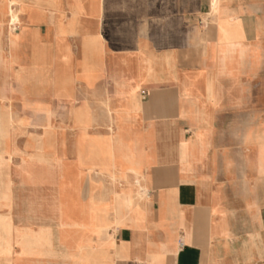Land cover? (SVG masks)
Segmentation results:
<instances>
[{"label":"crops","instance_id":"crops-1","mask_svg":"<svg viewBox=\"0 0 264 264\" xmlns=\"http://www.w3.org/2000/svg\"><path fill=\"white\" fill-rule=\"evenodd\" d=\"M17 31L57 96L22 108L0 21V264H264V0H45Z\"/></svg>","mask_w":264,"mask_h":264},{"label":"bare ground","instance_id":"bare-ground-1","mask_svg":"<svg viewBox=\"0 0 264 264\" xmlns=\"http://www.w3.org/2000/svg\"><path fill=\"white\" fill-rule=\"evenodd\" d=\"M24 0H2L1 4H0V21L6 22L7 21V28H8V32H7V36L9 39V49L11 52V60L8 62V68L9 71L12 69V66L14 63H16L19 66V72H28L29 73V78L22 76L20 74H18V86H17V91L21 94V99H22V108L26 109L28 107H35V105H39L40 102H36V101H31L29 99V93L33 92L34 94H40V93H44L45 94V90L42 91H38L36 89L37 86H35L36 84H38V80L41 79V72L46 71L45 69V47L41 46V51L40 53H36L35 52V57H34V62L31 66H23L20 65L18 62V39H19V33H18V27L19 25H35V24H41V23H45V5L44 2L45 0H34L35 5L34 6H29V5H25ZM17 2H21V4L18 6H15V3ZM154 5V3H152ZM151 4V6H152ZM214 4H217V0H214ZM150 7V6H149ZM154 8V7H153ZM24 27V26H23ZM39 27V26H38ZM62 30H64V28L61 27ZM74 35V34H73ZM77 37V36H76ZM8 46V45H7ZM75 46V45H74ZM78 49V48H77ZM86 59L88 60L89 57V50L87 47V51H86ZM58 58L59 60H72V53L70 51V47L67 46V44H60V50L58 51ZM85 68H89V64L86 63L85 64ZM58 70V69H57ZM75 71V70H74ZM7 78L8 76L6 75H2L0 76V82L2 85H6L7 83ZM66 82H68V84L72 87L73 89V71H70L67 74L66 77ZM34 83V84H32ZM32 84V85H31ZM102 86V85H101ZM76 88V87H75ZM5 91H6V86L4 87ZM82 91V89H81ZM9 92V91H8ZM84 93V92H83ZM3 98L6 97V92L3 93ZM46 97V96H45ZM72 97H73V93H72ZM76 98V97H75ZM46 103V101H45ZM1 116H3V121H11L13 120V113L10 110L9 107H6L4 104L1 105ZM40 107V106H39ZM39 107H35L36 109H39ZM74 107V106H73ZM74 109V108H73ZM102 112V111H101ZM104 112V111H103ZM106 112V111H105ZM106 114V113H104ZM56 115V114H55ZM107 116V115H106ZM106 119V118H105ZM108 119V118H107ZM110 121V119H108ZM10 124L5 123L2 125V132L4 134L5 139L8 137L9 133H10ZM45 141H44V147L46 151L49 150H53L56 148V143L53 140L54 138L52 137V132L48 129L47 131L45 130ZM28 145V144H27ZM6 146V145H5ZM66 151V149H65ZM70 151L73 152V145L70 146ZM146 157V156H145ZM137 158V157H136ZM60 159V158H59ZM145 159V158H144ZM148 161V160H147ZM25 162V161H24ZM40 162V161H39ZM59 162V161H58ZM48 163V162H47ZM150 164V163H149ZM63 165V164H62ZM143 166V165H142ZM66 168V165H65ZM141 168V167H140ZM61 169V168H60ZM59 169V170H60ZM80 169V168H79ZM37 170H35L34 168L32 169H28L26 171H24V173H22V179L25 181H37L40 180V176L38 173H36ZM89 172V171H88ZM90 175V174H89ZM98 175V174H97ZM97 177V176H96ZM89 180V179H88ZM108 183V182H107ZM64 184V183H63ZM139 184V183H138ZM41 185V184H40ZM67 186V184H65ZM17 186V185H16ZM21 186V185H20ZM45 186V185H43ZM48 186V185H47ZM50 186V185H49ZM56 186V185H55ZM140 186V185H139ZM15 187V186H14ZM23 187V186H22ZM21 187V188H22ZM27 187V186H26ZM37 187V186H36ZM63 187V186H62ZM87 186H85L86 188ZM31 188V187H30ZM38 188V187H37ZM46 188V187H45ZM51 188V187H50ZM32 189V188H31ZM36 189V188H35ZM54 189V188H53ZM87 189V188H86ZM26 190V189H25ZM24 190V191H25ZM37 190V189H36ZM34 191V189H33ZM38 191V190H37ZM36 191V192H37ZM46 191V190H45ZM49 191V190H47ZM51 191V190H50ZM62 191V190H61ZM67 191V190H66ZM71 191V190H70ZM19 192V191H17ZM23 192V190H22ZM28 192V191H27ZM52 192V191H51ZM58 192V191H57ZM80 192V191H79ZM31 193V192H30ZM55 193V192H54ZM52 193V194H54ZM78 193V192H77ZM41 194V193H40ZM45 194V193H44ZM64 194V193H63ZM75 194V193H74ZM87 194V193H85ZM90 194V192H89ZM137 194V193H136ZM26 195V194H25ZM68 195V194H67ZM69 195L72 196V193H69ZM143 195V194H142ZM145 195V194H144ZM42 196V195H41ZM54 196V195H53ZM57 196V195H56ZM65 196V195H64ZM63 196V197H64ZM17 197V196H16ZM33 197V196H32ZM22 198V197H21ZM23 198H26L25 196ZM40 198V197H39ZM48 198V197H47ZM50 198V197H49ZM54 198V197H53ZM30 199V196H29ZM33 199H37V198H33ZM20 201V200H19ZM18 201V202H19ZM24 201V200H23ZM42 202V201H41ZM32 203V202H31ZM39 203V202H38ZM58 203V202H57ZM28 204V203H27ZM18 205V204H16ZM15 205V206H16ZM31 205V204H30ZM40 205V204H38ZM60 205V204H59ZM64 205V204H63ZM21 206V205H20ZM63 207V206H62ZM65 207V206H64ZM19 208V207H18ZM22 208V206H21ZM35 208V207H33ZM58 208V207H57ZM87 208V207H86ZM17 209V208H16ZM20 209V208H19ZM27 209V208H26ZM44 210V209H43ZM52 210V209H51ZM18 211V210H17ZM56 211V210H55ZM64 211V210H63ZM61 211V212H63ZM24 212V211H22ZM27 212V211H26ZM41 212V211H39ZM65 212V211H64ZM68 211L66 210V213ZM16 213V212H15ZM36 213V212H35ZM33 213V214H35ZM87 213V212H86ZM32 214V215H33ZM47 214V212H46ZM52 214V213H51ZM69 213H67L68 215ZM17 216V215H16ZM65 216V213H64ZM63 216V217H64ZM49 217V216H48ZM69 217V216H68ZM30 219V218H29ZM50 219V218H49ZM65 219V217H64ZM19 220V218L17 219ZM21 220V219H20ZM47 220V219H46ZM71 220V219H70ZM52 221V220H51ZM55 221V220H54ZM94 222V220H92ZM21 222V221H20ZM24 222V221H23ZM105 222V221H104ZM101 223V226L103 225V223ZM19 223V222H18ZM27 223V222H26ZM48 223V222H47ZM56 223V222H55ZM23 224V223H21ZM34 224V223H33ZM70 224V223H69ZM50 225V224H49ZM65 226V225H64ZM71 226V225H70ZM69 226V227H70ZM57 228V227H56ZM65 228V227H64ZM101 228V227H99ZM55 229V228H54ZM57 230V229H56ZM131 231V230H130ZM55 235V234H54ZM68 235V234H67ZM58 236V235H57ZM72 238V237H71ZM60 239V238H59ZM73 239V238H72ZM60 241V240H59ZM55 242V241H54ZM58 244V243H57ZM56 244V246H57ZM55 246V244H54ZM64 246V245H63ZM66 246V245H65ZM60 247V246H59ZM69 248V247H68ZM112 257V256H111ZM98 259V257H97ZM99 264V263H98Z\"/></svg>","mask_w":264,"mask_h":264},{"label":"rangeland","instance_id":"rangeland-1","mask_svg":"<svg viewBox=\"0 0 264 264\" xmlns=\"http://www.w3.org/2000/svg\"><path fill=\"white\" fill-rule=\"evenodd\" d=\"M44 5H45V2H44ZM38 84H36L35 86L36 89L38 91H42V90H45L46 88V98H45V113H46V121H47V125L49 124L50 122V116L52 114V105H53V99H56V96H57V84L56 83H53L52 80H50L49 82L46 81L45 83V79L44 81H42L41 79L37 81ZM46 85V87H45ZM48 129H46L47 131ZM92 224H94V222L92 221Z\"/></svg>","mask_w":264,"mask_h":264}]
</instances>
